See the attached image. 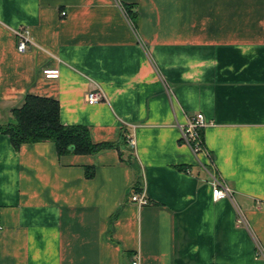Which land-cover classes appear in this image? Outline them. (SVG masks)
I'll use <instances>...</instances> for the list:
<instances>
[{
	"label": "crops",
	"instance_id": "1",
	"mask_svg": "<svg viewBox=\"0 0 264 264\" xmlns=\"http://www.w3.org/2000/svg\"><path fill=\"white\" fill-rule=\"evenodd\" d=\"M27 94L118 146L59 155L0 132V264H264V0H0V124ZM198 113L197 156L179 124Z\"/></svg>",
	"mask_w": 264,
	"mask_h": 264
},
{
	"label": "trees",
	"instance_id": "2",
	"mask_svg": "<svg viewBox=\"0 0 264 264\" xmlns=\"http://www.w3.org/2000/svg\"><path fill=\"white\" fill-rule=\"evenodd\" d=\"M127 12L131 19L136 14L132 13L131 5H127ZM13 122L0 124V132L8 134L14 147L22 144H31L41 141L54 142L59 155L67 153L95 154L109 148L118 146L116 142H96L93 140L91 130L86 125H66L61 121L60 103L57 99L27 94L21 106L12 109ZM127 131L122 132L126 138ZM135 160V157L131 158ZM133 163V161H130ZM134 164V163H133ZM137 179L132 191L138 192L144 185L139 167ZM88 177L94 175V170L87 167Z\"/></svg>",
	"mask_w": 264,
	"mask_h": 264
},
{
	"label": "built area",
	"instance_id": "3",
	"mask_svg": "<svg viewBox=\"0 0 264 264\" xmlns=\"http://www.w3.org/2000/svg\"><path fill=\"white\" fill-rule=\"evenodd\" d=\"M62 15H66V12L63 11ZM17 36H18V44L17 48L19 51H26L30 44H34L31 35L30 30L28 28H22L17 30ZM43 74L47 78H58L60 75V69L57 67L53 68H45L43 69ZM105 99V93L101 88H97L94 90L89 91L86 94V101L89 104H95L100 101H103ZM207 125V122L205 120V117L203 113H198L192 117H190L186 123L179 124L180 130H181V139L182 141L188 145L192 151L195 153V155H199L200 153H207L203 141L200 137V129ZM129 142L134 146L135 141L132 137H128ZM206 168V171L209 173L211 177V185H212V194L213 199L218 201L222 199H229L235 203L234 198V192L229 187V185L222 180L215 171H210L207 166H204ZM129 199L132 202L137 203L139 206L147 205L149 204V199L146 195L144 185L138 192L131 191ZM238 211V223L244 224L245 218L243 216V213L241 212L240 208L237 207ZM3 230V225L0 223V231ZM258 254L264 255L263 251L260 246H258ZM132 264H139V258L135 257L132 261Z\"/></svg>",
	"mask_w": 264,
	"mask_h": 264
}]
</instances>
